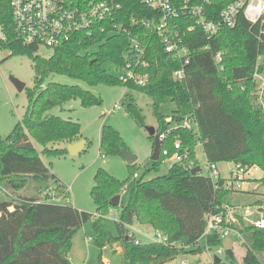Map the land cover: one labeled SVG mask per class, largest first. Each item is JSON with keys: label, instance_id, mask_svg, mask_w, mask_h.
<instances>
[{"label": "trees", "instance_id": "trees-1", "mask_svg": "<svg viewBox=\"0 0 264 264\" xmlns=\"http://www.w3.org/2000/svg\"><path fill=\"white\" fill-rule=\"evenodd\" d=\"M121 3L122 9L116 18L123 25L121 30L111 35L98 33L94 37L79 34L55 48L50 57H43L38 54L37 46L25 45L16 36L10 0H0V24L8 34L5 46L12 50L10 55H29L35 72V85L27 89L29 103L22 120L8 135L0 134V191L5 195V199H0V264H74L69 257L73 237L91 219L96 244L103 249L119 243L123 264H170L180 254L204 251L200 239L207 225V214L229 202L234 192L226 187L225 178L214 183L201 171L192 174L183 163H175L166 173L151 179L144 175L136 177L135 162L129 165L135 175V185L127 204L118 207H113L110 200L122 193L127 180L117 178L105 168L98 169L91 190L96 214L61 202L43 201L36 194L10 195V191L20 192L31 183L36 193L42 194L57 182L43 157L67 155L69 145L82 139L80 122L48 114V111L72 98H80L84 106L101 101L79 85L46 83L53 73L90 84L120 83L154 99L159 119L157 132L165 134V138L159 159L152 162L148 171L159 167L163 150H172L176 139H181L183 146L189 148L197 166L196 148L200 141L209 163L233 161L264 170V108L256 106L253 100L258 84L254 74L263 72L258 57L264 53V39L260 38L258 26L239 17L234 27H224L211 40L203 37L201 31L190 34L192 58L187 64L166 52L159 37L154 36L148 52L149 78L145 85H138L121 81L104 64L112 62L117 69L125 65L131 47L129 32L138 28L132 24L133 19L150 17L153 10L144 0H121ZM206 44L210 48L201 50L200 46ZM93 46L97 49L89 51ZM218 52L223 55L219 65L215 61ZM183 65L185 77L174 78V72ZM167 98L177 106L171 120L159 111ZM127 109L139 124L145 123L142 109L134 102H128ZM185 118L192 119L196 125L186 126ZM61 143L64 146L58 147ZM100 149L104 154L123 155L122 150L128 147L120 132L105 124ZM111 209L119 211L117 234L102 218ZM238 219L234 226L248 240L242 261L231 248L226 251L227 261L208 264H264L259 257L264 252V227L248 222L242 215ZM136 223L162 232L167 242L136 243L128 235V225ZM223 243L217 233L206 238L209 248Z\"/></svg>", "mask_w": 264, "mask_h": 264}, {"label": "rangeland", "instance_id": "rangeland-1", "mask_svg": "<svg viewBox=\"0 0 264 264\" xmlns=\"http://www.w3.org/2000/svg\"><path fill=\"white\" fill-rule=\"evenodd\" d=\"M93 46L89 51H95ZM53 49L41 47L38 51L43 57H50ZM258 64L263 66V72H259L257 79V88L253 93V100L256 106L264 108V53L258 57ZM105 67L119 75L121 72L114 63L106 62ZM16 78L25 84L23 90H19L13 82ZM60 82L69 85H79L85 90L91 91L100 97L99 103L84 106L80 98H72L62 105L55 106L48 111V114L59 115L65 119H72L80 122L82 139L87 143L84 149L76 155L69 152L67 155H45V163L50 167V171L56 176L57 182L52 183L53 187L60 197V202L66 205H72L80 210L96 214V203L93 199L91 190L95 184V175L99 168H105L111 174L121 180H127L121 193V206L127 204L135 185L136 177L145 176L151 179L154 176L164 174L169 169V163L161 162L157 169H152L153 140L150 138L146 129L147 126L158 128L159 119L156 115V106L154 99L138 90L127 88L125 85L97 83L90 84L84 80L70 77L68 75L53 73L47 79V82ZM35 85V72L32 60L29 55H8L0 62V134L8 135L14 126L22 120L29 103L27 89ZM134 102L142 109L145 117V123L139 124L136 119L128 113L127 103ZM176 103L167 98L159 106L160 113L171 120L173 111L176 109ZM115 127L122 135L128 150L138 156L136 161L137 168L134 175L127 160L121 153L104 154L100 149V139L103 125ZM173 125V124H172ZM63 147L64 145L57 144ZM38 149H42L36 144ZM59 147V146H58ZM198 166L204 175H209V162L202 146L196 148ZM235 167L233 161H223L218 163L221 177L230 179V169ZM250 174L244 181L242 188L232 192L228 201L236 206H241V213L248 222L256 223L258 220H264V170L254 166ZM51 185V184H50ZM60 185V186H58ZM32 195L36 194L43 200L42 194L36 193L35 186L31 183L20 192L10 191V195ZM0 199H5V195L0 191ZM119 211L111 209L103 215V221L114 233H118L117 221ZM136 228L140 230L137 237L142 243L151 242L154 236L150 225H141L136 223ZM144 233L151 236L148 237ZM96 232L93 219L88 220L74 235L72 248L69 257L74 264H123V253L118 249L119 243L107 245L103 249L96 244L94 238ZM89 238H91L89 240ZM245 236L238 237L237 233L231 232L224 239L222 245L223 253L219 256L227 261V249H233L239 261H242L246 254ZM201 243L204 251L196 254H180L170 264H180L182 260L190 264H208L211 256L217 255L219 247L213 246L207 248L206 237L202 238ZM259 257L264 260V252L259 253Z\"/></svg>", "mask_w": 264, "mask_h": 264}, {"label": "built area", "instance_id": "built-area-1", "mask_svg": "<svg viewBox=\"0 0 264 264\" xmlns=\"http://www.w3.org/2000/svg\"><path fill=\"white\" fill-rule=\"evenodd\" d=\"M153 10L147 18L133 19L132 24L138 25L135 31H130L131 47L129 60L120 68L119 79L123 82H133L145 85L149 78L148 52L154 36L159 37L165 51L176 59L184 60L187 64L192 58L189 46V35L201 31L207 40L213 39L224 27H234L239 17L245 18L253 25H257L260 38L264 39V0H144ZM11 16L16 36L28 46L47 47L55 49L73 40L79 34L94 37L98 33L111 35L123 27L116 21L117 13L122 9L121 0H10ZM141 28V31H140ZM134 32V33H133ZM197 39L192 38V41ZM191 40V39H190ZM8 34L5 26L0 24V61L11 54L12 50L5 46ZM210 45L200 46L201 50H208ZM215 61L219 65L223 55L218 52ZM259 72L254 76L259 78ZM186 75L184 65L174 72V78L183 79ZM184 124L193 127L196 123L189 118ZM160 138L165 134L160 133ZM202 146L200 141L197 147ZM161 155V153H160ZM162 162L169 163V168L175 163H183L188 169L196 167L189 148L183 146L181 139H176L172 150H163ZM253 167L235 164L230 169V179H226V187L234 191L242 188L244 181ZM209 177L215 183L221 178L218 163H209ZM60 197L53 185H49L43 192V201L60 202ZM241 206L230 202L222 203L214 212L207 214V225L202 238L217 233L223 240L231 232L242 238L243 234L234 226L239 222ZM264 227V220L255 223ZM128 235L136 243L140 232L136 226L128 225ZM153 242H167L168 238L160 231H155ZM150 237L149 234L144 233ZM91 238H89L90 240ZM207 245V244H206ZM207 248L209 246L207 245ZM223 253L219 246L217 255ZM211 256L210 261H214ZM109 264V263H106ZM180 264H190L182 260Z\"/></svg>", "mask_w": 264, "mask_h": 264}, {"label": "water", "instance_id": "water-1", "mask_svg": "<svg viewBox=\"0 0 264 264\" xmlns=\"http://www.w3.org/2000/svg\"><path fill=\"white\" fill-rule=\"evenodd\" d=\"M13 82L19 90H23L25 88V84L23 82H21L20 80L13 78ZM146 129L149 133V136L154 138L153 153H152L151 158L153 161H157L160 157L161 147H162V139L160 138V133L157 132L156 127H153V126H147ZM86 143H87L86 139H80L77 142L70 144L68 147L69 152L73 155L79 154L84 149ZM122 153H123V156L125 157V159L127 160V163L129 165L134 164L138 159V156L133 154L128 149H123ZM200 171H201V168L199 166H196L191 170V173L194 174V173H198ZM110 204L113 207L120 206L121 205V194H118V195L114 196L113 198H111ZM214 261L215 262H221L222 259L218 255H215Z\"/></svg>", "mask_w": 264, "mask_h": 264}, {"label": "crops", "instance_id": "crops-1", "mask_svg": "<svg viewBox=\"0 0 264 264\" xmlns=\"http://www.w3.org/2000/svg\"><path fill=\"white\" fill-rule=\"evenodd\" d=\"M135 225V224H134ZM118 249L120 250V251H122V247L121 246H118Z\"/></svg>", "mask_w": 264, "mask_h": 264}]
</instances>
